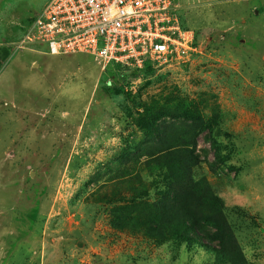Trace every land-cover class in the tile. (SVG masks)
Instances as JSON below:
<instances>
[{
    "label": "rangeland",
    "instance_id": "rangeland-1",
    "mask_svg": "<svg viewBox=\"0 0 264 264\" xmlns=\"http://www.w3.org/2000/svg\"><path fill=\"white\" fill-rule=\"evenodd\" d=\"M49 1L0 0V50L10 52L0 71V264H264V0H181L198 52L148 79L102 72L86 54L17 49ZM122 74L133 92L145 88L144 102L191 107L206 122L200 162L182 183L165 181L158 162L149 174L141 154L164 146L112 91ZM164 122L184 144L194 138L190 120L166 117L156 129ZM211 189L221 209L204 212L223 230L200 223L223 255L145 230L174 220L182 202L216 201Z\"/></svg>",
    "mask_w": 264,
    "mask_h": 264
},
{
    "label": "built area",
    "instance_id": "built-area-1",
    "mask_svg": "<svg viewBox=\"0 0 264 264\" xmlns=\"http://www.w3.org/2000/svg\"><path fill=\"white\" fill-rule=\"evenodd\" d=\"M181 0H50L25 31L17 49L46 45L51 56L86 54L100 71H127L151 63L154 75L187 64L198 52L184 29ZM153 75V76H154Z\"/></svg>",
    "mask_w": 264,
    "mask_h": 264
},
{
    "label": "trees",
    "instance_id": "trees-1",
    "mask_svg": "<svg viewBox=\"0 0 264 264\" xmlns=\"http://www.w3.org/2000/svg\"><path fill=\"white\" fill-rule=\"evenodd\" d=\"M34 19H31L29 24H31ZM182 26L184 29H188L185 25ZM9 57V50H0V71L3 67L2 63ZM117 70L119 73L127 71L126 69L121 68H118ZM132 73H134L132 74L134 76L136 75L137 77H143L147 79L154 75V71L150 62H146L143 69L132 71ZM119 81L120 85L118 87H114L112 91L116 96L122 95L136 111L135 116H130L131 121L141 132L145 133L150 140L156 139L158 146H164V153L162 154L158 155L159 152L154 154L151 151L141 154L142 156H148L151 158L150 161H146V168L150 170L149 174L154 172L153 169L156 165L154 162H158L159 169L163 171L162 174L164 175L165 181H170V185L173 186H175V183L177 185L182 183L185 178H189L187 175L190 173L191 169L196 167L200 162L197 158V155H195L197 148L196 138L206 131V122L202 117H200L199 114L194 113L191 107L190 110H184L177 107L171 111L170 109L164 107L156 99H154L151 103H146L141 99V94L145 89L143 86H141L136 92H133V83L132 81H129L127 77L122 74L120 75ZM150 83V81H146L144 86L147 87ZM138 110H142V112L139 113ZM173 116L177 118L183 117L187 121L190 120L195 126L194 130L191 131V135H193L194 138L186 144L181 141V137L174 138V135H172V133L177 130L174 125H168L166 122H164L163 124L165 127L163 129H156V126L158 127V122H162V120L166 119V117L172 118ZM167 137L174 139L171 143H167ZM211 147L216 149L215 141H211ZM215 156L217 157V155ZM157 157H159L158 161ZM134 191L137 190L134 189ZM167 191L169 193L170 201H179L177 199L178 195L174 191L170 189ZM197 191L200 192L199 189ZM210 191L211 193L209 196H212L216 201H195L204 207L199 208L197 204H193V208L191 210L186 209L187 205L182 202L180 203V206L178 205V207L175 209L177 211L175 214L177 215H173V218H175L174 220L165 221L161 219L153 223L146 222L144 225L145 230L154 234H158L163 241L173 238L180 244H185L189 247L198 246L203 248L207 253H215L220 256L223 255L222 245H219V247L213 245L215 244L214 240H220V243H222V240L218 238L217 234H214V237L211 238L200 223L202 222L204 225L209 224L210 226L215 227L217 229L216 231L219 233L223 230V226L221 227L220 223L214 219L213 214H210V212H204L209 202L210 208H220L221 206V202L216 197V191L213 189ZM166 195L167 194H165V196ZM167 206L170 208V204H167ZM118 228L124 229L125 227L123 224L120 225L118 223L117 229Z\"/></svg>",
    "mask_w": 264,
    "mask_h": 264
}]
</instances>
